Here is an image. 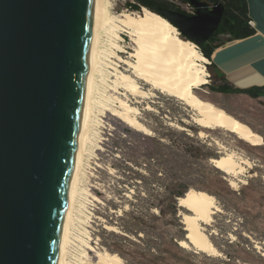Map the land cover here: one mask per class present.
Here are the masks:
<instances>
[{"label":"rangeland","instance_id":"374dc122","mask_svg":"<svg viewBox=\"0 0 264 264\" xmlns=\"http://www.w3.org/2000/svg\"><path fill=\"white\" fill-rule=\"evenodd\" d=\"M161 1L188 16L196 14L191 0ZM198 1L213 7L220 0ZM127 4L133 1L108 0L113 25L99 34L66 264H117L111 256L123 264H264V93L213 92L212 85H224L223 76L198 48L208 60L201 63L208 83L195 90L197 97L259 136V145L224 128H204L195 110L131 68L138 46L120 23L122 16L139 18L145 10L160 14L145 7L133 12ZM123 75L141 94L126 87ZM127 116L143 128L129 126ZM230 155L238 165L235 173L214 163ZM190 191L206 193L218 209L211 220L200 222L217 257L198 252L187 239L186 218L194 214L179 201ZM174 194L181 196L173 212ZM182 241L189 247L182 248Z\"/></svg>","mask_w":264,"mask_h":264},{"label":"water","instance_id":"95a60500","mask_svg":"<svg viewBox=\"0 0 264 264\" xmlns=\"http://www.w3.org/2000/svg\"><path fill=\"white\" fill-rule=\"evenodd\" d=\"M160 16L198 48L226 10ZM97 0H0V264H59ZM264 180V176H263Z\"/></svg>","mask_w":264,"mask_h":264},{"label":"bare ground","instance_id":"6f19581e","mask_svg":"<svg viewBox=\"0 0 264 264\" xmlns=\"http://www.w3.org/2000/svg\"><path fill=\"white\" fill-rule=\"evenodd\" d=\"M108 0H97L94 33L91 46L90 65L88 72V85L86 92V110L84 122L78 142V157L76 168L70 184V200L67 211V221L63 239L62 251L59 264H66V246L68 243V228L72 221V210L74 199L77 191L78 176L82 159L85 151V135L89 122V113L91 109V97L93 90V81L97 69L98 52L97 46L101 29L109 30L113 25L108 12ZM120 23L127 29L131 30V36L135 38L138 46L136 65L131 68L136 71L138 78L143 79L155 88L166 92L169 95L184 102L197 112L201 118L199 124L204 128L214 129L216 127L227 129L253 146L259 145V136L251 132L246 126L239 121L231 118L223 110L204 102L197 97L195 90L207 84L206 67L201 63L208 61L198 47L190 42L182 40L177 29L163 17L144 11L143 16L134 18L131 15L122 16ZM122 81L132 92L140 93L138 85L135 84L128 76L123 75ZM121 115V114H120ZM129 126L143 128L138 121L130 116L124 117ZM214 163L218 168L225 169L228 173L237 171V163L233 155L215 160ZM180 206L186 207L193 212V216L187 217V239L200 253H210L211 256L217 257L218 252L211 243L205 238V234L200 228V222L211 220V216L217 209L212 197L204 192L190 191L186 197L179 201ZM218 210V209H217ZM208 224V223H207ZM182 248H188L187 242H180ZM111 259L117 264L123 262L116 256Z\"/></svg>","mask_w":264,"mask_h":264},{"label":"crops","instance_id":"0c3cea01","mask_svg":"<svg viewBox=\"0 0 264 264\" xmlns=\"http://www.w3.org/2000/svg\"><path fill=\"white\" fill-rule=\"evenodd\" d=\"M247 3L255 34L216 49L211 63L236 89H264V0Z\"/></svg>","mask_w":264,"mask_h":264},{"label":"trees","instance_id":"16d2710c","mask_svg":"<svg viewBox=\"0 0 264 264\" xmlns=\"http://www.w3.org/2000/svg\"><path fill=\"white\" fill-rule=\"evenodd\" d=\"M132 1H133L132 5L130 4L127 5H128V9L132 10L133 12H141L142 7H145L155 13L160 14L162 7H159L158 5L163 6L165 10L180 12L173 5H170L169 3L163 2L161 0H132ZM225 6H226L225 14L219 26V29L208 42L200 46L202 53L209 61H212V55L215 52V50L225 45L226 43L236 40H242L255 34V30L250 25L251 19L249 17L247 0H231L228 3H226ZM222 35L229 36V39L227 41H220L219 37ZM223 81H224V85L222 86L214 87L212 85L211 86L212 91L222 94H245L254 97H257L261 93H264V89H250V90L236 89L225 78H223ZM180 196L174 194L171 196L173 199L170 197L171 202L174 201V205H175L173 207V212L176 211V206H177L175 199Z\"/></svg>","mask_w":264,"mask_h":264},{"label":"flooded vegetation","instance_id":"af4514ba","mask_svg":"<svg viewBox=\"0 0 264 264\" xmlns=\"http://www.w3.org/2000/svg\"><path fill=\"white\" fill-rule=\"evenodd\" d=\"M199 2H201V1H199ZM190 3L195 7V5L192 3V1H190ZM209 7H210V9H212L213 7H211L210 5H209ZM195 9H196V7H195ZM196 13H197V9H196ZM196 15V14H195ZM190 17H192V16H190Z\"/></svg>","mask_w":264,"mask_h":264},{"label":"built area","instance_id":"2783aa9c","mask_svg":"<svg viewBox=\"0 0 264 264\" xmlns=\"http://www.w3.org/2000/svg\"><path fill=\"white\" fill-rule=\"evenodd\" d=\"M250 25H251V27H253V26H254V24H253V22H252V21L250 22ZM211 64H212V63H211Z\"/></svg>","mask_w":264,"mask_h":264}]
</instances>
